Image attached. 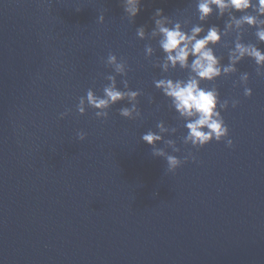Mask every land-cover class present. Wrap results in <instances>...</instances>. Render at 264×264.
<instances>
[{
    "label": "water",
    "instance_id": "1",
    "mask_svg": "<svg viewBox=\"0 0 264 264\" xmlns=\"http://www.w3.org/2000/svg\"><path fill=\"white\" fill-rule=\"evenodd\" d=\"M198 2L141 0L133 20L123 0H0V264H264V75L245 58L235 73L201 82L221 101L239 100L221 113L232 148L185 145V121L155 87L190 75L161 67L165 53L152 35L157 9L169 27L225 30L230 13L201 23ZM225 31L212 46L222 67L237 41L264 51L255 29ZM110 54L124 74L108 63ZM245 72L251 97L234 84ZM109 76L118 90L140 93L139 116L119 115L132 107L127 99L104 110L107 118L87 105L79 115V98L89 89L103 97ZM161 121L176 129L163 141L180 151L163 141L156 148L182 161L191 152L195 162L169 172L152 154L141 136L160 134Z\"/></svg>",
    "mask_w": 264,
    "mask_h": 264
},
{
    "label": "clouds",
    "instance_id": "2",
    "mask_svg": "<svg viewBox=\"0 0 264 264\" xmlns=\"http://www.w3.org/2000/svg\"><path fill=\"white\" fill-rule=\"evenodd\" d=\"M124 13L132 18L140 13L141 0H123L122 3ZM198 19L201 23L206 22L214 13L218 18H223L226 13H230L228 20L225 21V30H231L233 27L241 29L244 26L255 29L254 35L258 42L264 44V0H199L196 5ZM236 13L240 15L237 16ZM154 16L153 36L159 35V46L165 53V62L161 67L167 71L169 66L173 69L177 65L181 69L190 71L187 79L162 78L155 81V87L162 92L171 102V107L175 109L179 117L185 123L187 134L183 138L185 145L191 144L194 148L200 149L215 141L217 143L224 142L228 148H232L233 140L229 135V128L221 113L228 110L229 106L235 109L239 100L232 99L231 102L225 99L221 101L217 88L202 87V81L214 82L222 76L235 73L236 65L245 58L254 61L257 66V75H264L259 69H264V51L254 44H244L239 41L235 43L234 49L229 53V63L227 66H221L220 59L213 51L214 45L221 42L222 36L227 31L220 29L218 26H210L205 29L201 25H194L189 31H184L179 22L174 23L171 27L167 26L169 19L163 14V11L157 9ZM99 22H103V15L99 16ZM137 36L141 39L145 36L144 28L137 30ZM146 51L150 55L152 48L146 46ZM191 62L189 63V58ZM108 63L115 66L117 73L124 74V66L117 62L115 55L108 56ZM111 81L109 86L103 89V97L96 96L91 89L86 93V97H80L76 107L79 115L86 114V105L96 109L95 116L97 118H107L108 113L104 111L111 105L119 101L127 99L132 104L131 108L120 109L119 115L126 119H131L133 112L137 116L140 113L136 108V101L140 93L138 91H120L116 87L115 78L109 76ZM249 74L247 72L240 74V79L234 84L244 86V95L252 96V90L247 87ZM125 88L127 83L125 82ZM70 109L60 115L63 119L70 113ZM159 130L142 134L141 139L144 143L153 148V155L163 157L167 163L169 172H174L182 163H187L189 159L195 162V157L189 152L183 159H178L175 155H171L163 149L156 148L158 142L163 141L161 134L166 132L175 133L176 129L168 128L164 122L157 124ZM77 137L80 141L85 140L86 135L78 132ZM171 148L172 153H178L180 149L174 140L163 141Z\"/></svg>",
    "mask_w": 264,
    "mask_h": 264
}]
</instances>
